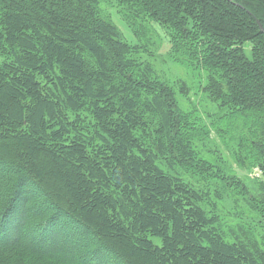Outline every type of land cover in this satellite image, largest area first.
Segmentation results:
<instances>
[{"label": "trees", "instance_id": "1", "mask_svg": "<svg viewBox=\"0 0 264 264\" xmlns=\"http://www.w3.org/2000/svg\"><path fill=\"white\" fill-rule=\"evenodd\" d=\"M104 1L0 0V253L74 264L59 254L74 238L89 264H264V237L225 233L217 204L201 203L207 188L177 168H215L197 149L208 127L190 122L185 82L158 73L143 44L148 20L171 28L174 51L209 71L241 149L263 157L264 0H111L138 25L133 43ZM260 203L264 215V192Z\"/></svg>", "mask_w": 264, "mask_h": 264}, {"label": "rangeland", "instance_id": "2", "mask_svg": "<svg viewBox=\"0 0 264 264\" xmlns=\"http://www.w3.org/2000/svg\"><path fill=\"white\" fill-rule=\"evenodd\" d=\"M102 14L108 20L117 24L118 28L128 37V41L133 43L131 39H138V33L136 32V26L138 25L131 17H124V11H121L113 1H104ZM149 21L148 25L151 27V32L147 35L149 40H143V44H146L149 50H152V53L157 56L158 60L154 61V65L158 73L185 82L186 95L182 96L179 90L177 96L183 108L188 111V114H192V117L189 118L190 122L193 123L196 120L199 124L208 127L207 137L198 143L197 149L200 154L202 153L203 159L214 163L215 168L211 171L207 166L204 171L194 175L196 165L194 159H190L187 164H176L177 168L187 174L188 179L198 187L207 188L208 194L203 196L201 203L210 210L213 203L217 204V213L220 217L217 224L227 226L225 233L230 228L238 230L239 225H242L244 229H250L253 236L255 235L256 238L262 240L264 237V221H262L264 215H261L260 199L264 192V155L262 157V154L259 155L258 153L257 156L252 148L247 153L241 149L244 142L236 140V134L239 131L231 127L232 122H230V119L232 117L227 115L229 108L224 109L220 106V103L214 102L209 95L210 90L207 87L211 82L209 71L200 63L201 61L199 62L196 56H194V60L188 53L182 55L179 53L181 51H174L171 28L153 21L149 23ZM185 47H188V45ZM144 54L145 52H140V55L143 56ZM249 91L253 90L248 88L244 90V93ZM231 105L233 106V104ZM249 130L251 129L246 128V132H249ZM196 140H198L197 137ZM248 145L249 143H246V146ZM198 151H196L197 155ZM239 155L243 156V162L239 161ZM212 174L215 176L220 174L221 177L212 178ZM230 176L236 178L233 185L229 184ZM200 177L205 178L207 182ZM245 188L248 191H244ZM216 189L219 193L217 199L214 194ZM33 193L35 194V191ZM250 194H252V197L249 196ZM30 211H34V209L30 210L28 207L27 213ZM28 224L25 223L24 227ZM16 239L24 244L37 245L41 248L36 240L25 231H21L20 236ZM68 242L70 244L68 253L60 251L59 254L68 258L74 264H89V260L82 257V253H85L88 248L87 240L86 242L81 240L80 243H77L74 238H70ZM56 248H58V244L53 243H48L47 246L42 247L45 250ZM0 264L66 263H59L56 260L34 255L22 249H14L0 253Z\"/></svg>", "mask_w": 264, "mask_h": 264}, {"label": "water", "instance_id": "3", "mask_svg": "<svg viewBox=\"0 0 264 264\" xmlns=\"http://www.w3.org/2000/svg\"><path fill=\"white\" fill-rule=\"evenodd\" d=\"M261 26V25H260ZM261 30L263 31L262 27H261ZM264 32V31H263Z\"/></svg>", "mask_w": 264, "mask_h": 264}]
</instances>
